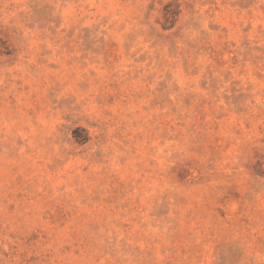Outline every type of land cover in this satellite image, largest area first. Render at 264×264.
Returning <instances> with one entry per match:
<instances>
[{
	"label": "rangeland",
	"instance_id": "1",
	"mask_svg": "<svg viewBox=\"0 0 264 264\" xmlns=\"http://www.w3.org/2000/svg\"><path fill=\"white\" fill-rule=\"evenodd\" d=\"M0 264H264V0H0Z\"/></svg>",
	"mask_w": 264,
	"mask_h": 264
}]
</instances>
